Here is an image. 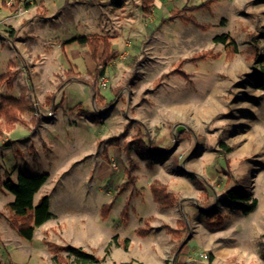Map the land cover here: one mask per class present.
<instances>
[{"label": "rangeland", "instance_id": "rangeland-1", "mask_svg": "<svg viewBox=\"0 0 264 264\" xmlns=\"http://www.w3.org/2000/svg\"><path fill=\"white\" fill-rule=\"evenodd\" d=\"M205 1L156 0L153 12L139 17L134 29L113 31L117 55L97 78L95 91L72 79L57 90L53 104L33 96V117L44 125L30 128L33 136L19 143L0 139V264H74L73 258L56 259L67 254L55 253L52 247L58 245L80 246L106 264L129 259L154 264L150 239L136 233L148 216L157 227L183 220V237L190 239L181 250L190 262L207 264L200 254H208L215 245L207 242L216 238L217 245L234 250L230 262L264 264V87L257 88L252 77L264 65V0ZM181 8L193 22L170 16ZM222 34L237 44L228 59L224 45L214 41ZM84 65L49 62L45 82L48 87L59 83L68 67L91 80ZM50 72L55 79L48 78ZM6 94L12 93L0 95ZM137 133L148 146L146 154L132 147ZM19 174L47 175L34 204L46 194L53 215L30 240L10 226L5 206L14 195L3 182L15 183ZM154 180H165L175 192L178 201L170 211L153 201L149 183ZM231 188L256 198L257 206L243 214L240 202L225 194ZM104 204L109 210L102 219ZM218 216L221 225L210 227ZM122 226L133 240L130 249V240L127 249L122 247L125 238L107 240ZM156 240L164 264L185 263L175 259L181 243ZM114 244L119 251L112 252ZM219 256L217 262H225L220 258L226 255Z\"/></svg>", "mask_w": 264, "mask_h": 264}, {"label": "crops", "instance_id": "crops-1", "mask_svg": "<svg viewBox=\"0 0 264 264\" xmlns=\"http://www.w3.org/2000/svg\"><path fill=\"white\" fill-rule=\"evenodd\" d=\"M122 1L120 7H117L112 3V0H19L17 9L22 8V11L17 14V9H11L13 0H0V75L8 69L15 72L11 87L6 86L4 82H0V94L7 90L12 93L10 97L19 98L20 96H24L25 99L31 101L33 96L44 99L47 92H53V102H55L58 96L56 94L57 90L65 89L64 86L67 84L69 85L73 82L71 80L75 79L71 78L69 81L65 82L61 88H56L58 83H54L55 85L48 87L47 82H45V79H47V75H45L46 65L49 62L53 63L60 60L68 65H70V63H84V66H86L85 70L88 72L91 79V74L95 70L96 65L89 48L86 45L78 44L76 41L70 42V40L77 36L97 34L108 37L112 48L114 36H117V34L129 28V26L134 29L137 19L146 15L142 12L141 0ZM155 2L156 0L152 3L151 13L153 12ZM113 31L118 33L115 35L112 33ZM102 49L103 43L101 42L98 47V56L101 55ZM35 64H38L36 67L37 69L35 68ZM70 68L73 69V67H68L63 70L62 75H59V77L63 79L64 72ZM74 72L76 71L74 70ZM76 73L81 74L80 72ZM50 77L55 79L54 74L51 72L48 78ZM42 79H44L43 82ZM88 86L91 88L90 85ZM5 96H8V94ZM61 103H63V101ZM32 116L33 113L25 114L24 118L28 121ZM45 119L47 118L45 117ZM0 125H3L1 118ZM43 125V119H40L36 127L39 126L41 128ZM32 127V124L25 125L23 123H16L14 128L10 131H5L4 128L0 129V133H2L0 134V139H10L14 141V143H19L21 137H29V134L31 137L33 136V132L30 129ZM160 181L166 184L169 191L174 192L169 183L165 180ZM117 197V199H121L119 196ZM171 209H173V207L167 210L170 211ZM148 217H151V220L154 218V216ZM127 220L129 222L128 218ZM177 220H175V224ZM113 223L112 221V231H114L112 227ZM162 223L167 222L163 221ZM162 223L159 227L150 225L148 233L145 236H139L144 239H150V244L156 250L157 255L153 258L154 264H164L165 260L164 253L161 251V244L156 239L167 238L168 240H172L170 234L162 227ZM125 226H122L121 230H116L115 233L111 232L107 240L108 242L112 241V237L114 236H117L118 240L127 238L130 240L128 245L130 249L133 245V240L124 235ZM171 227H175V225ZM163 231H165L166 234ZM148 235L151 236L148 238ZM189 239L190 237L184 238L183 242L177 247L175 255L177 256L175 258L176 261H183L184 258V264H203L193 263L189 261V258H185L186 255L181 249L185 247ZM172 241L176 242L174 240ZM207 243L210 244V246L215 245L208 251V253L213 256L212 264H238L229 261L234 254V250H232L231 247L225 248L226 246L217 245L218 240L216 238L212 242ZM144 247H147L148 251L154 250L146 244ZM179 247L181 248L179 249ZM120 248V246L114 244L112 252L114 250L117 252ZM169 250H171V248ZM219 253L226 255L225 258H222V256L220 258L224 259L225 262L222 260L221 263L217 262V260H219L218 257H220Z\"/></svg>", "mask_w": 264, "mask_h": 264}, {"label": "trees", "instance_id": "trees-1", "mask_svg": "<svg viewBox=\"0 0 264 264\" xmlns=\"http://www.w3.org/2000/svg\"><path fill=\"white\" fill-rule=\"evenodd\" d=\"M154 0H141V9L144 14H150L152 10V3ZM215 0H207L204 4L209 5ZM122 0H112L115 6L120 7ZM19 0H13V5L11 9H17ZM181 9H174L171 11L172 16H178L185 21H194V18L185 13H181ZM249 40L251 43V48L254 54L257 53L258 45L254 38L253 34H249ZM71 41H76L80 45H86L89 48L91 56L95 62L96 68L91 74V80L85 78L79 73L74 72L72 68L64 72V78L60 80L56 88H61V86L69 81L71 78H75L78 81L88 84L95 91L96 90V80L99 77H102L105 74V70L110 61H112L117 53L110 46L108 37L93 34L90 36H77ZM215 42H220L224 45L226 50V58H230L232 54L237 52V44L226 34L218 35L214 37ZM103 43V49L101 55L98 56V47L100 43ZM207 52H203L201 55H205ZM175 73L181 74L185 77L187 74L178 70H174ZM15 76L14 71L6 70L0 75V82H4L6 86L11 87L13 83V78ZM165 75L162 74L160 78H163ZM253 80L257 88L264 87V65H261L257 71L253 74ZM45 103L51 104L53 102V92H47L44 96ZM34 111L33 104L30 100L25 99L24 96L19 98H14L10 96H0V118L3 121V127L5 131H10L14 128L16 123H23L25 125L32 124L36 126L39 123V118L31 117L30 120L24 118L25 114H32ZM132 147L141 154H146L148 152V146L141 140L140 133L135 134L132 137ZM224 147L225 152H229L230 148L224 144H221ZM132 180L134 179L131 176ZM47 175L40 174L35 176H25L19 174L17 182H12L10 179H7L3 182L4 188L11 192L14 195L13 201L7 203L5 206L10 212L9 220L10 226L16 230V232L23 238L30 240L33 236V232L37 226L43 224L46 220L52 217V213L49 210V198L48 196L42 195L36 204H34V195L39 191L42 185L45 183ZM126 185V184H125ZM149 190L152 195V199L162 209L172 208L178 201L176 195L170 192L167 186L161 183L158 180H154L149 184ZM204 193V191H202ZM226 196L234 201H239L241 204V212L246 214L253 210L257 206V199H249L247 195L239 192L237 189H228L225 192ZM109 204H104L100 210V217L105 219L108 215ZM125 210V208H124ZM124 219H126V212H122ZM151 217H147L143 220V225L139 226L136 229V233L139 236H145L150 229V220ZM221 217L218 216V222L212 223L210 227L218 228L221 225ZM162 227L168 232L171 236V239L178 241L179 244L183 242V230L185 224L182 219L176 221L175 227H171L167 223H162ZM128 239L125 238L122 241V247L127 249ZM185 245V244H184ZM53 250L56 252L66 251L65 256L60 255L56 256L58 261H67L70 258H73L74 264H106L99 256L95 255L93 252H88L80 246L74 245H58L53 246ZM108 249V248H107ZM107 249L105 251H107ZM264 256V250L261 252ZM213 256L208 253V263L212 264ZM134 261L130 260L128 262H122L120 264H133ZM137 264H142L138 262Z\"/></svg>", "mask_w": 264, "mask_h": 264}, {"label": "built area", "instance_id": "built-area-1", "mask_svg": "<svg viewBox=\"0 0 264 264\" xmlns=\"http://www.w3.org/2000/svg\"><path fill=\"white\" fill-rule=\"evenodd\" d=\"M47 115H51V111L46 113ZM200 257L203 259V260H207L208 259V254L207 253H203L201 252L200 254Z\"/></svg>", "mask_w": 264, "mask_h": 264}]
</instances>
